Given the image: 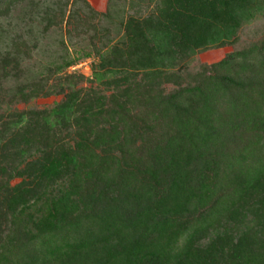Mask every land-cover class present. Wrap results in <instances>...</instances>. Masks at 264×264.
I'll return each instance as SVG.
<instances>
[{"label":"trees","instance_id":"obj_1","mask_svg":"<svg viewBox=\"0 0 264 264\" xmlns=\"http://www.w3.org/2000/svg\"><path fill=\"white\" fill-rule=\"evenodd\" d=\"M27 1L0 0V19ZM77 1L44 30L96 46L109 9ZM129 4L90 75L68 70L88 53L0 86V264H264V24L240 44L264 0ZM31 51L13 38L0 79Z\"/></svg>","mask_w":264,"mask_h":264},{"label":"rangeland","instance_id":"obj_2","mask_svg":"<svg viewBox=\"0 0 264 264\" xmlns=\"http://www.w3.org/2000/svg\"><path fill=\"white\" fill-rule=\"evenodd\" d=\"M68 1L69 6L66 10L74 9L77 6L82 7L80 1L74 0H32L36 5L33 6L29 1L17 6L6 18L0 19V57L9 50L13 38L21 36L28 45L32 47L29 56H24L21 67L22 73L19 77H8L0 79V86L13 89L17 84L36 79L46 74L48 68L55 64L63 63L67 60L76 59L79 56L90 54L82 61H77L70 66V72H78L84 75H90V65L96 60L93 50L94 47H101L102 41L111 38L121 29L120 22L124 20L127 14H132L139 7H132L129 0H87L90 5L100 12L109 9L110 17H99L98 25L102 30L100 39L95 41V45L90 39V33L73 34L68 33L65 26L61 28L53 27L44 30V21L41 19L47 7H57ZM75 3V4H74ZM141 12H144L141 10ZM263 19H257L250 24L242 33L243 45L247 40L253 37L254 32L262 28ZM104 29L109 33L102 36ZM105 35V34H104ZM240 44L238 46H240ZM238 46H227L224 48L211 49L201 52L197 55L200 62L212 63L222 59L227 53L233 51ZM61 96H51L48 98L34 99L28 104H18V109L37 107L42 108L51 106L58 101Z\"/></svg>","mask_w":264,"mask_h":264}]
</instances>
